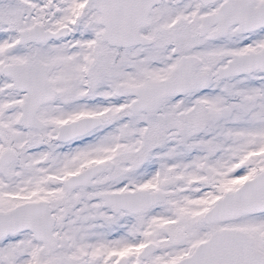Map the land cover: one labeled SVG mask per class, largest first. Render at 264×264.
<instances>
[{
  "label": "snow or ice",
  "instance_id": "obj_1",
  "mask_svg": "<svg viewBox=\"0 0 264 264\" xmlns=\"http://www.w3.org/2000/svg\"><path fill=\"white\" fill-rule=\"evenodd\" d=\"M0 264H264V0H0Z\"/></svg>",
  "mask_w": 264,
  "mask_h": 264
}]
</instances>
